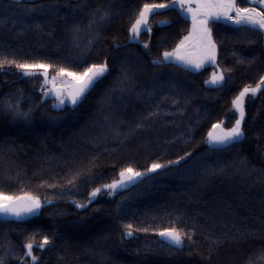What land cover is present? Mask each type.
I'll use <instances>...</instances> for the list:
<instances>
[{"label": "trees", "instance_id": "obj_1", "mask_svg": "<svg viewBox=\"0 0 264 264\" xmlns=\"http://www.w3.org/2000/svg\"><path fill=\"white\" fill-rule=\"evenodd\" d=\"M169 2L78 0L87 10L73 11L70 0H0V60L49 63L56 66L49 75L59 66L76 71L87 63L109 65L82 103L59 109L53 99H41L37 78L22 76L14 64L0 68V192L52 201L28 221H0V264H32L26 243L33 244L37 264H264V183L258 179L264 177V91L246 102L242 141L223 150L205 143L213 124L232 127V100L264 75V34L214 22L215 65L228 80L223 88L208 86L213 65L184 71L151 64L190 28L178 9L150 16L151 36L129 41L143 4ZM37 5H43L40 11H25ZM49 5L61 10L52 12ZM105 11L110 19L101 21ZM146 41L148 49L142 47ZM122 68L128 69L126 79ZM8 103L31 109L29 117L8 112ZM185 152L192 155L112 197L102 191L85 208L75 206L116 180L123 167L144 171L153 161L168 164ZM81 167L93 175L73 188L67 180ZM129 223L131 238L122 236ZM150 225L147 233L135 231ZM173 227L193 235L180 250L158 240L159 230ZM45 235L51 242L41 249Z\"/></svg>", "mask_w": 264, "mask_h": 264}, {"label": "snow or ice", "instance_id": "obj_2", "mask_svg": "<svg viewBox=\"0 0 264 264\" xmlns=\"http://www.w3.org/2000/svg\"><path fill=\"white\" fill-rule=\"evenodd\" d=\"M72 3L73 11L75 8L80 7L81 10H87L86 7H81L78 0H70ZM248 7H242L237 0H170L169 3H156V4H143L139 8L138 13L131 27L128 29L130 42L133 39H138L143 33L152 34V26L149 24V18L152 15L157 14L160 10L179 9V15L185 20H191V27L187 30V35L181 36L175 47L171 51H163L161 56L157 59H153L151 64L154 66H165L167 64H173L176 67L182 68L184 71L198 70L207 63H217V41L214 38L213 28L211 25L216 21H231L238 27H244L257 34H264V0H246ZM194 5V6H193ZM43 5H37L32 9H25L26 12H38ZM49 10L52 12H59L61 9L57 5H49ZM67 16V13L65 14ZM95 17V13H93ZM101 21L110 19L108 12H104L99 17ZM96 23L95 18L90 21L88 28L91 29ZM170 21H157L158 26L170 25ZM41 25H37L39 29ZM74 33H79L80 27L74 26L72 29ZM164 39V38H162ZM94 41L90 38L88 44H93ZM250 44H255L257 41H249ZM126 45H114V47H123ZM74 47H79L74 42ZM144 49L149 48V42L146 41L143 46ZM79 59V56H77ZM129 59H131L129 57ZM86 63V61H80ZM244 61H241L243 63ZM247 63L251 64L252 60L249 59ZM5 64H14L18 70H21L25 76L40 75L43 76L44 82L42 89L44 96L50 97L55 94L57 103L53 105L54 108H59L66 103H70L76 106L83 102L88 93L95 87V85L101 81L109 73V65L107 60L100 63H87L82 70H71L69 67L59 66L56 71V75L49 81L48 70L56 67L52 64L45 62H17L15 60H0V68H3ZM79 68V64L74 65ZM231 68L228 72H232ZM124 78H127L128 69L122 68ZM228 77L220 72L214 74L211 82L205 81V84L211 83L213 86L223 88L227 83ZM123 84V79L118 81ZM51 83L52 89L49 90L46 85ZM60 85L57 88V85ZM264 91V75L259 77L255 87L245 86L240 90L239 94L232 100V105L237 118L234 124L227 131L217 132L220 129L223 121L212 125L211 130L207 134L205 143L212 150H223L231 147L233 144L239 143L245 138V131L243 124L246 121V96L251 94L253 98L258 96V93ZM65 92L67 95L65 96ZM43 100L44 97H41ZM174 104L179 107L177 101H173ZM8 112L13 113L17 117H24L27 119L31 113V109L28 111H21L19 103H8L5 105ZM155 113L149 112V116H154ZM142 127V124L138 123L135 129L138 130ZM135 134H139L135 132ZM129 137L125 136L123 140H127ZM121 140V143H123ZM192 154L185 152L184 157H178L176 161H169L168 164H161L153 161L144 171H137L132 166L121 168L119 172V179L113 180L109 184H104L101 187H96L88 193L89 202L92 201L98 193L103 190H108V195L112 196L118 193L122 189L134 186L139 183L141 179H145L151 173H157L159 170L167 168L169 165L178 164L184 160L185 157H190ZM92 164V161L89 162ZM71 173V170H70ZM93 174L90 167H81L79 170L71 173V178L67 180L73 188L80 186V181H88ZM261 183H264V177L258 178ZM51 186V185H50ZM60 194H63L61 192ZM51 200L41 201L38 197L29 193H24L20 196L7 195L4 192H0V216H11L18 221L24 220L26 217H33L39 215L42 207L45 204H51ZM77 208H85L86 204L77 203ZM125 232L122 236L133 237V225L131 223L124 225ZM153 226L141 227L135 229V231H141L147 233ZM155 230V229H153ZM158 235L165 241L169 247L180 250L184 247L185 238L189 241L193 240L191 231H185L178 228H165L158 231ZM51 239L45 235L42 243L39 245L41 249L45 248ZM25 249V257H30L32 264H37V258L32 254L33 244L26 243L23 245ZM191 255V252L189 253ZM210 258V255H209Z\"/></svg>", "mask_w": 264, "mask_h": 264}, {"label": "rangeland", "instance_id": "obj_3", "mask_svg": "<svg viewBox=\"0 0 264 264\" xmlns=\"http://www.w3.org/2000/svg\"><path fill=\"white\" fill-rule=\"evenodd\" d=\"M246 1V0H245ZM194 6V5H193ZM178 9V8H177ZM179 10V9H178ZM189 20V22H190V27H191V20L190 19H188ZM221 21H225V20H221ZM227 22H229L230 24H233L231 21H227ZM187 35V34H186ZM138 39H133V40H131V42H135V41H137ZM129 41H130V37H129ZM143 46V45H142ZM207 65H213V66H215V69L212 71V73L210 74V76L207 78V80L206 81H209V82H211V80H212V78H213V75L214 74H219L221 71H220V69L215 65V64H211V63H207V64H205L203 67H205V66H207ZM203 67H201V68H203ZM200 68V69H201ZM200 69H198V70H200ZM198 70H192V71H198ZM21 74H22V72H21ZM22 76H25V75H23L22 74ZM55 75H49L48 74V77H49V81H51V78L52 77H54ZM26 77H29V76H26ZM30 77H34V78H37L38 79V81H39V91H40V93L42 94V97H44V99H47V98H50V99H53V105H55L56 103H57V100H56V97H55V94H53L52 96H50V97H47V96H44V91H43V89H42V84H43V82H44V78H43V76H40V75H33V76H30ZM206 85H208V86H213L211 83H209V84H206ZM46 87L49 89V90H51L52 89V87H53V85L51 84V83H48L47 85H46ZM60 87V85L58 84L57 85V88H59ZM255 87V86H254ZM67 95V92H65V96ZM251 99H253V97L251 96V94H248L247 96H246V102L247 101H249V100H251ZM65 105H70V106H73V105H71L70 103H66ZM65 105H62L61 107H59V108H62L63 106H65ZM59 108H55V109H59ZM234 109V108H233ZM119 179V175H118V177L116 178V180H118ZM123 190V189H122ZM121 191V190H120ZM103 192H106V194L108 195V190H103ZM98 195V194H97ZM115 195V194H114ZM109 196V195H108ZM113 196V195H112ZM112 196H109V197H112ZM95 199V198H94ZM91 202V201H90ZM89 203V200L85 203L86 205Z\"/></svg>", "mask_w": 264, "mask_h": 264}, {"label": "water", "instance_id": "obj_4", "mask_svg": "<svg viewBox=\"0 0 264 264\" xmlns=\"http://www.w3.org/2000/svg\"><path fill=\"white\" fill-rule=\"evenodd\" d=\"M220 131H227V130H225L222 127H220V129H217V132H220ZM208 148H209V146H208ZM31 218L32 217H26L24 220L18 221L14 217H11V216H8V217H6V216H0V221L1 222H7V221L24 222V221L30 220ZM158 240L168 246V244L165 241H163V239L159 235H158ZM173 249H175V248H173Z\"/></svg>", "mask_w": 264, "mask_h": 264}]
</instances>
